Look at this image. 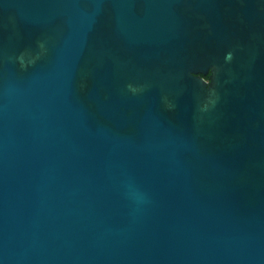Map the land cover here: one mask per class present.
Returning a JSON list of instances; mask_svg holds the SVG:
<instances>
[{"label":"water","instance_id":"95a60500","mask_svg":"<svg viewBox=\"0 0 264 264\" xmlns=\"http://www.w3.org/2000/svg\"><path fill=\"white\" fill-rule=\"evenodd\" d=\"M0 264H264V0H0Z\"/></svg>","mask_w":264,"mask_h":264}]
</instances>
